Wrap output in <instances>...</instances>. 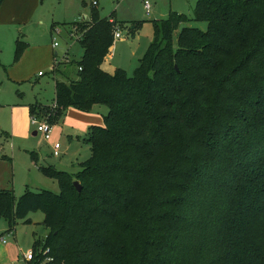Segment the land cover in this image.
Listing matches in <instances>:
<instances>
[{
	"label": "trees",
	"instance_id": "1",
	"mask_svg": "<svg viewBox=\"0 0 264 264\" xmlns=\"http://www.w3.org/2000/svg\"><path fill=\"white\" fill-rule=\"evenodd\" d=\"M153 22L133 74L109 73L125 23L93 6L73 22L78 79L56 82L52 106H30L53 125L70 106H108L83 136L91 153L77 172L44 167L59 192L0 189L9 231L44 213L49 233L31 264H264V0H197L193 17ZM28 46L16 40L15 61Z\"/></svg>",
	"mask_w": 264,
	"mask_h": 264
},
{
	"label": "rangeland",
	"instance_id": "2",
	"mask_svg": "<svg viewBox=\"0 0 264 264\" xmlns=\"http://www.w3.org/2000/svg\"><path fill=\"white\" fill-rule=\"evenodd\" d=\"M151 8H145V0H2L0 7V122L6 129L12 128V121L26 137H14L6 140L0 134V147L5 146L9 160V172L15 176V195L19 197L26 189L25 181L32 190L47 189L60 191L59 181L47 173L44 167H53L70 173L77 172L80 160L89 155L88 144L82 140L89 126L86 118L75 107L70 106L54 124L55 140H45L34 134V125L30 124V105L37 99L52 104L57 79L68 82L69 77H78L77 61L81 58L83 47L75 38H70L64 23L89 16L91 7H95L100 17H116L125 21L122 37L115 38L113 50L103 67L111 72L124 68L132 75L139 65L154 35V20L169 16L173 11L193 17L197 0H148ZM141 22L130 33L134 22ZM57 25L53 28V25ZM74 32L80 34L75 24ZM186 25L207 28L205 21L191 20ZM59 30V32H58ZM20 38L29 43L20 60H14L16 40ZM57 42L58 46L54 47ZM57 51V54L55 52ZM69 51L72 63L64 59ZM53 60L61 62V71L54 75ZM65 60V61H64ZM44 75L40 76L39 72ZM68 73V76L63 73ZM55 78H57L55 80ZM9 103L18 108H28L27 116L10 113ZM36 104V103H35ZM27 110V109H26ZM108 113L106 104L95 103L86 114L95 117L93 124H103ZM30 114V115H29ZM28 121V124H27ZM0 124V125H1ZM28 125V127H27ZM91 125V124H89ZM2 128V126H1ZM1 133V130H0ZM72 136V138H69ZM53 137V139H54ZM81 138V139H80ZM62 144L61 154L53 152L54 141ZM10 143L13 145L10 147ZM15 154V156H13ZM3 160L2 162H4ZM12 170V171H11ZM44 218L41 211L30 212L26 218L18 219L16 227L9 231L8 223L0 218V264H27L20 253L33 245L44 235L45 227L39 221ZM25 219H28L26 222Z\"/></svg>",
	"mask_w": 264,
	"mask_h": 264
},
{
	"label": "crops",
	"instance_id": "3",
	"mask_svg": "<svg viewBox=\"0 0 264 264\" xmlns=\"http://www.w3.org/2000/svg\"><path fill=\"white\" fill-rule=\"evenodd\" d=\"M94 1H96L97 2V0H93V2H92V4L95 6V5H97L98 4V2H97V4H94ZM145 5V4H144ZM92 8V7H91ZM115 16V15H114ZM114 16H112V17H110V19L111 20H113V19H116L117 21H120V22H124L125 23V21H122V20H119V19H117L116 17H114ZM91 17V10H90V13H89V16H85L84 18H80V19H77V20H75V21H73V22H80V21H82V20H86V19H89ZM73 22H71V23H73ZM70 24V23H69ZM55 25V24H54ZM54 25H53V27H54ZM125 25H126V23H125ZM124 25V26H125ZM66 26V29H68V34H69V36H70V38H75V37H73L72 35H75L76 36V39H78L79 37H80V35H81V33L80 34H77V32H74V31H71L70 32V30L69 29H72L71 27V25H65ZM123 26V27H124ZM55 27H57V25H55ZM123 27H120L119 26V29H120V31H121V34H122V31H123ZM126 27V26H125ZM135 28V26H134V24H132V27L130 28V33H134V31H131V30H133ZM73 30H74V27H73ZM29 44V43H28ZM15 49H16V46H15ZM26 50V49H25ZM112 50H113V46L111 47V49H110V52H109V54L106 56V59H105V61L103 62V63H105V62H107L108 61V57L111 55V52H112ZM55 54H57V51L55 52ZM82 54H83V51H82ZM14 55H15V51H14ZM66 55L67 56H69V51L66 53ZM82 56V55H81ZM69 59H70V57H69ZM68 63H72V60L70 59V62L69 61H67ZM54 66H55V62H54V60H53V69H54ZM61 67L59 66V69L58 70H56V71H54L53 69H52V71L54 72V75H56V74H58L60 71H61V69H60ZM102 68L104 69V70H106L107 72H109V73H114V72H111L110 70H107L106 68H104L103 67V64H102ZM78 70H79V68H78ZM41 72V71H40ZM39 72V75L40 76H43L44 74L42 73H40ZM64 75H66V76H68V73H66V72H64L63 73ZM57 78H55V80H56ZM74 79H78V77L77 78H73V77H69V80H74ZM68 80V81H69ZM57 81H63V80H60V79H57L56 81H55V95H54V102L52 103V104H49V103H44V102H42V100H39V99H37L36 98V100L34 101L36 104H40V105H48V106H52L54 103H55V98H56V82ZM35 103H33V104H35ZM0 104H2L1 102H0ZM3 104H6V105H8L9 106V108H10V113H11V116H12V118H13V116H14V114H16V112L18 113V114H22L23 116H27V113H29V111H28V108L26 107V108H18L16 105H13V104H9V103H3ZM32 105V104H31ZM30 105V106H31ZM27 109V110H26ZM31 111V110H30ZM80 111V110H79ZM81 113H82V115L86 118V121H87V124H88V126H90L89 124H93L94 122H97V121H94V119H96L95 117H92L90 114H86V112H82V111H80ZM30 115V114H29ZM30 118H31V116H30ZM41 119V118H40ZM58 122V121H57ZM0 124H1V122H0ZM27 124H28V121H27ZM30 124L32 125V123H31V121H30ZM55 124V123H54ZM1 126H2V128H1ZM12 128H10L11 129V131L9 130V129H6L7 127H4L2 124L0 125V130H1V135H3L2 137H5V139L6 140H11V139H13L14 137H17V138H19L20 136H22L23 138L24 137H26L24 134H23V129L22 130H19L20 128L19 127H22V125L21 126H19V127H17V126H15V124H14V121H12V126H11ZM27 127H28V125H27ZM34 128H35V126H33ZM53 129H54V125H53ZM34 134L36 135V134H38V132L36 131V128H35V132H34ZM53 134L54 133H52V136H51V139L50 140H52V142H53V140H55V138H56V136L54 137L53 136ZM86 134V133H85ZM85 134L83 135V136H85ZM83 136H82V140H83ZM53 137H54V139H53ZM69 138H72V136H70V134H69ZM81 139V138H80ZM84 141V140H83ZM85 142V141H84ZM57 144H60V146H62V144L60 143V141H58V139L56 140V141H54V143H53V152H54V149H55V146L57 145ZM88 144V143H87ZM10 147H12V150H13V145H12V143H10ZM4 148H5V146H2V147H0V189H12L13 191H14V193H15V189H17V187L15 186V176H14V173L12 172V173H10L9 172V167H10V165H9V160L7 159V157H8V155H7V153H5V151H4ZM88 148H89V155H88V157L90 156V153H91V151H90V146H89V144H88ZM60 154H61V151H60ZM59 154V155H60ZM58 155V156H59ZM13 156H15V154H13ZM87 157V158H88ZM87 158H85V159H87ZM85 159H83V160H85ZM3 160H5L4 162H2ZM83 160H80L77 164V166L79 167V163L81 162V161H83ZM12 171V170H11ZM30 183H28V179L25 181V185H26V188L28 187V185H29ZM43 220H44V218H43ZM43 220L41 219L39 222L40 223H43ZM7 221V220H6ZM7 223H8V221H7ZM44 225V224H43ZM16 227V226H15ZM44 227H45V232H44V235L43 236H41L39 239H37V240H35L34 241V243L36 242V241H39L40 242V245H42L43 244V242L45 241V239H46V237H47V235H48V233H49V229L48 228H46V226L44 225ZM7 230H9V223H8V228H6ZM0 236H2V235H0ZM2 237H0V239H1ZM34 243H33V245H31V246H29V247H27L26 249H23V248H21L20 249V253H21V256L23 257V253H24V251H26L27 249H30V248H34ZM23 259H24V257H23ZM26 262H27V264H31V262H29V261H27L26 260Z\"/></svg>",
	"mask_w": 264,
	"mask_h": 264
},
{
	"label": "built area",
	"instance_id": "4",
	"mask_svg": "<svg viewBox=\"0 0 264 264\" xmlns=\"http://www.w3.org/2000/svg\"><path fill=\"white\" fill-rule=\"evenodd\" d=\"M94 4H97V2L94 1ZM144 4H145V8L149 12V10L151 8L150 2L148 0H145ZM58 32H59V30H58ZM114 35H115V38H121L122 37V34H121L119 27H117ZM56 46H58L57 42L54 43V47H56ZM64 59L68 60V56L66 55ZM40 73L42 74V72H40ZM30 121H31L32 125L35 126L36 131L38 133H40L45 140L51 139V136L53 133V124L48 119H46V118L40 119L36 116H31ZM60 148H61L60 144H57L55 146V149H54L55 155L60 154ZM39 250L42 251L43 253L44 252L47 253L49 251V248H46V250L43 248H40ZM35 254H36L35 249L30 248V249H27L26 251H24L23 257L25 260L32 263L35 260ZM47 260H51V258L47 257Z\"/></svg>",
	"mask_w": 264,
	"mask_h": 264
},
{
	"label": "water",
	"instance_id": "5",
	"mask_svg": "<svg viewBox=\"0 0 264 264\" xmlns=\"http://www.w3.org/2000/svg\"><path fill=\"white\" fill-rule=\"evenodd\" d=\"M74 185L76 186V188L80 191L82 189V185L80 184L79 181H74Z\"/></svg>",
	"mask_w": 264,
	"mask_h": 264
}]
</instances>
